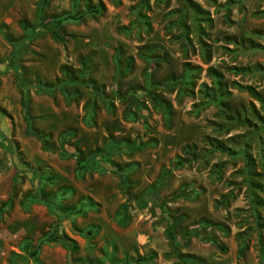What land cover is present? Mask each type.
I'll list each match as a JSON object with an SVG mask.
<instances>
[{"label": "rangeland", "instance_id": "rangeland-1", "mask_svg": "<svg viewBox=\"0 0 264 264\" xmlns=\"http://www.w3.org/2000/svg\"><path fill=\"white\" fill-rule=\"evenodd\" d=\"M0 264H264V0H0Z\"/></svg>", "mask_w": 264, "mask_h": 264}, {"label": "trees", "instance_id": "trees-1", "mask_svg": "<svg viewBox=\"0 0 264 264\" xmlns=\"http://www.w3.org/2000/svg\"><path fill=\"white\" fill-rule=\"evenodd\" d=\"M97 13V11H90L88 12L87 14H95ZM68 20H74L73 17H66L63 19V21H59L58 23L59 24H62V22L64 21H68ZM181 82V81H180ZM171 85H167V87H169ZM249 92L253 95V96H256L255 95V92L252 91L251 89H249ZM122 148H127V149H130V147H122ZM121 149V148H120ZM120 149H117V151H119ZM114 152V151H113ZM36 178L37 180L39 181L40 184H44V183H52V181L54 180H59V176H57L53 171H50V173L48 174H45V173H39V172H36ZM28 202L32 203V202H46L48 204H52V205H57V202L55 199H52V198H48V197H45L43 195L40 194H32L29 199H28ZM59 207V205H57ZM60 208V207H59ZM168 236L171 240H175L174 236L172 235L171 231H169L168 233ZM63 240H65L66 242H69L70 240L66 237H62ZM72 248V246H70ZM31 257L37 262V252L35 249L32 250L31 252Z\"/></svg>", "mask_w": 264, "mask_h": 264}]
</instances>
